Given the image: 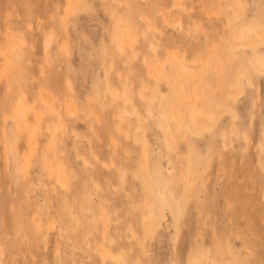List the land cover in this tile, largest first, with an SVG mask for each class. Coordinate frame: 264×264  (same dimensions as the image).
<instances>
[{
    "label": "rangeland",
    "instance_id": "1",
    "mask_svg": "<svg viewBox=\"0 0 264 264\" xmlns=\"http://www.w3.org/2000/svg\"><path fill=\"white\" fill-rule=\"evenodd\" d=\"M68 1L0 0V264H264V0Z\"/></svg>",
    "mask_w": 264,
    "mask_h": 264
},
{
    "label": "bare ground",
    "instance_id": "2",
    "mask_svg": "<svg viewBox=\"0 0 264 264\" xmlns=\"http://www.w3.org/2000/svg\"><path fill=\"white\" fill-rule=\"evenodd\" d=\"M70 1V2H69ZM68 1V3H71V2H73V0L71 1V0H69ZM67 3V4H68ZM67 6H69V4L68 5H66V7ZM70 7V6H69ZM69 7L68 8H65V12H66V9H67V11L68 12H70L68 9H69ZM67 13V12H66ZM238 16V14L237 13H234V17H237ZM118 34V33H117ZM262 35V34H261ZM118 38H119V36H118ZM254 39V38H253ZM258 39H261V40H258ZM257 40L259 41V44L261 43V42H264L263 40H262V38H258ZM255 41H252V40H249V41H251V42H246V43H248L251 47H252V49H255L254 47H255V45L258 43L257 41H256V39H254ZM261 41V42H260ZM239 44V43H238ZM62 45V44H61ZM60 45V46H61ZM241 45L243 46L244 44H242L241 43ZM49 46V40H47L46 39V42H45V49L47 48ZM233 49V48H232ZM235 49V48H234ZM229 57H232V55H230ZM204 62V61H203ZM150 68H151V65H150ZM255 69L258 71V72H260L261 74H263L264 75V67H259V66H256L255 65ZM255 70V71H256ZM239 71V75H246V71L244 70V69H241V70H238ZM159 73L158 74H160L161 73V71H158ZM150 73H152L151 71H150ZM154 74V73H153ZM152 74V75H153ZM246 78V77H245ZM247 80H248V77H247ZM251 82V81H250ZM248 83H249V80H248ZM70 86V85H69ZM69 86H68V88H69ZM241 87V86H240ZM70 89H71V91H72V88H71V86H70ZM240 91H241V88H240ZM236 93H238L237 91H236ZM229 94H231V93H229ZM239 94H240V92H239ZM113 95H115V93L113 94ZM238 95V94H237ZM44 96V95H43ZM43 96H41V100L43 99H45V96H44V98H42ZM230 96V95H229ZM47 97V96H46ZM227 98H228V96H227ZM230 98V97H229ZM236 98V97H235ZM233 99V98H232ZM47 100H48V97H47ZM46 99H45V101H43V103L45 102H48V104L50 103V101H47ZM49 100H51V98L49 97ZM127 100V99H126ZM232 101H234V99L232 100ZM42 102V101H41ZM47 104V105H48ZM51 104V103H50ZM50 104L48 105V107H50ZM51 108V107H50ZM49 108V109H50ZM69 108H70V105H69ZM71 110V109H70ZM72 110H73V108H72ZM71 110V111H72ZM223 110V109H222ZM221 110V111H222ZM220 111V110H219ZM220 111V113H222ZM225 111V110H224ZM226 111H228V109L226 110ZM22 113V112H21ZM219 113V114H220ZM36 114L37 113H35V116H36ZM38 115V114H37ZM34 116V117H35ZM218 116V115H217ZM219 116H221V114L219 115ZM234 117V116H233ZM37 118V117H36ZM35 118V119H36ZM218 118V117H217ZM235 118V117H234ZM179 119V118H178ZM210 122H212V121H210ZM205 123V122H204ZM211 125V124H210ZM203 126V123H201V121H197V122H195V125H194V128L193 129H195V131L194 132H196V133H198V132H200V130L202 129L201 127ZM208 126V125H207ZM210 127V126H209ZM55 128H53V130H54ZM162 129V128H161ZM166 129V128H165ZM204 129V128H203ZM56 130V129H55ZM190 130V129H189ZM57 131V130H56ZM166 131V130H165ZM54 132V131H53ZM52 132V133H53ZM164 135V134H163ZM165 138H166V141L168 142V145H169V141L170 140H168V136H165ZM225 138V137H224ZM165 141V142H166ZM34 143V142H33ZM33 146H34V144H33ZM261 146V145H260ZM32 151V150H31ZM144 155H146V154H144ZM25 157H27V156H25ZM24 161V160H23ZM25 161H27V160H25ZM86 161V160H85ZM25 165V164H24ZM24 165H22L23 167H24ZM21 166V167H22ZM21 167H20V172H21ZM25 167H27V165L25 166ZM27 169V168H26ZM25 169V170H26ZM22 170H23V168H22ZM61 170V169H60ZM189 173H191V172H189ZM21 174H23L24 175V173H23V171H22V173ZM59 179H60V176L58 177ZM63 183V182H62ZM63 185H65V184H63ZM167 205H169V207H170V212H172V214H174V216H175V214H176V208H175V205L173 204V202L172 201H168L167 202ZM151 210V209H150ZM152 212H154V210L152 209L151 210ZM149 218V217H148ZM147 219V218H146ZM144 224L143 225H145V229H146V231H147V233H152L153 231H155V228H157L156 226H157V221H156V218H153V217H150L147 221H145V222H143ZM104 257V256H103ZM114 258H116V257H114ZM104 259V258H103ZM198 263L197 264H200V262L199 261H197ZM202 264V263H201Z\"/></svg>",
    "mask_w": 264,
    "mask_h": 264
}]
</instances>
